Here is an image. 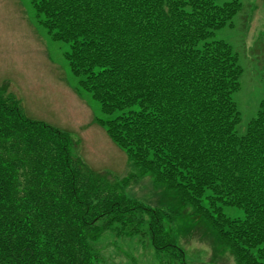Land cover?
<instances>
[{"label": "trees", "instance_id": "obj_1", "mask_svg": "<svg viewBox=\"0 0 264 264\" xmlns=\"http://www.w3.org/2000/svg\"><path fill=\"white\" fill-rule=\"evenodd\" d=\"M97 123L138 169L177 191L240 264H264V99L244 133L231 43L240 0H31ZM135 176V175H134ZM225 206L243 209L231 217ZM163 212L73 154L69 132L0 91V264H106L104 232L140 237L161 264H189Z\"/></svg>", "mask_w": 264, "mask_h": 264}, {"label": "rangeland", "instance_id": "obj_2", "mask_svg": "<svg viewBox=\"0 0 264 264\" xmlns=\"http://www.w3.org/2000/svg\"><path fill=\"white\" fill-rule=\"evenodd\" d=\"M240 1L244 8L234 17L233 27L217 30L214 38L231 43L244 67L241 88L234 94L242 115L239 132L244 133L264 99V0ZM35 14L31 0H0V91L15 97L29 118L69 132L74 156L118 183L123 194L162 211L166 232L185 251L189 264H240L177 191L156 183L152 174L137 175L127 154L96 124L95 118L103 114L90 93L82 91L75 98L67 93L79 86L64 55L69 44L52 40ZM224 212L231 217L245 215L234 206H225ZM98 246L106 264H161L139 236L117 237L108 229Z\"/></svg>", "mask_w": 264, "mask_h": 264}, {"label": "crops", "instance_id": "obj_3", "mask_svg": "<svg viewBox=\"0 0 264 264\" xmlns=\"http://www.w3.org/2000/svg\"><path fill=\"white\" fill-rule=\"evenodd\" d=\"M73 89H75V90H74V91H67V93L69 94V92H70V94H72L74 98H75V96H77V95L80 97L78 91H76V88L73 87Z\"/></svg>", "mask_w": 264, "mask_h": 264}]
</instances>
